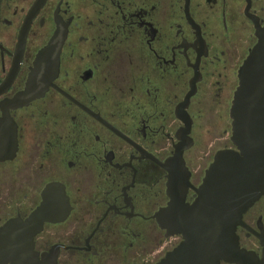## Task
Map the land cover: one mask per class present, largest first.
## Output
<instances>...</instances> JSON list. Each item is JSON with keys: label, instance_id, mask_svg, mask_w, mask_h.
Listing matches in <instances>:
<instances>
[{"label": "flooded vegetation", "instance_id": "af4514ba", "mask_svg": "<svg viewBox=\"0 0 264 264\" xmlns=\"http://www.w3.org/2000/svg\"><path fill=\"white\" fill-rule=\"evenodd\" d=\"M262 38L264 0H0V227L60 183L73 208L39 252L158 264L183 239L157 221L171 173L183 159L193 202L216 154L239 150L233 102ZM33 76L48 88L20 98ZM72 219L69 237L44 236ZM236 233L264 264V194Z\"/></svg>", "mask_w": 264, "mask_h": 264}, {"label": "water", "instance_id": "95a60500", "mask_svg": "<svg viewBox=\"0 0 264 264\" xmlns=\"http://www.w3.org/2000/svg\"><path fill=\"white\" fill-rule=\"evenodd\" d=\"M60 47L52 67L54 75L59 71ZM51 51V46L46 47L43 57ZM47 88L48 84L36 87L33 76L20 98H34ZM232 117L239 150L216 154L203 183L196 188L195 201H187L191 182L182 157V172L178 167L171 173V201L157 213V221L168 236L181 235L183 239L158 264L250 263L251 254L240 247L236 229L243 214L264 194V38L241 67ZM72 208L65 186L49 184L43 201L27 218H12L0 227V264H59L63 245L41 253L35 240L46 223L66 221Z\"/></svg>", "mask_w": 264, "mask_h": 264}, {"label": "rangeland", "instance_id": "374dc122", "mask_svg": "<svg viewBox=\"0 0 264 264\" xmlns=\"http://www.w3.org/2000/svg\"><path fill=\"white\" fill-rule=\"evenodd\" d=\"M6 190H3V195L5 194ZM2 209L5 212L4 214H7L8 208L7 204H2ZM7 208V209H6ZM72 225H73V219L68 220L66 223H63L59 226L55 227H50L45 233V237H51L52 239L58 238L59 236L63 237H69L71 230H72Z\"/></svg>", "mask_w": 264, "mask_h": 264}]
</instances>
